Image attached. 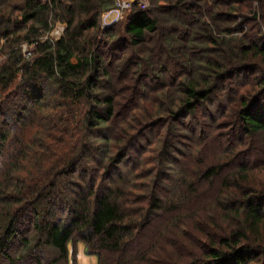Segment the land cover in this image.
Wrapping results in <instances>:
<instances>
[{
	"label": "trees",
	"instance_id": "1",
	"mask_svg": "<svg viewBox=\"0 0 264 264\" xmlns=\"http://www.w3.org/2000/svg\"><path fill=\"white\" fill-rule=\"evenodd\" d=\"M164 3L102 27L114 0H0V264H145L181 227L187 264H264V0Z\"/></svg>",
	"mask_w": 264,
	"mask_h": 264
},
{
	"label": "rangeland",
	"instance_id": "2",
	"mask_svg": "<svg viewBox=\"0 0 264 264\" xmlns=\"http://www.w3.org/2000/svg\"><path fill=\"white\" fill-rule=\"evenodd\" d=\"M130 1L134 2L135 0H130ZM147 2L148 3H147L146 8H148V10H153L156 8H159V10H161V9L168 6L164 3L165 0H147ZM244 3H247V2H244ZM161 12L162 11H159V14H161ZM101 19H102L101 25L107 26L108 23H110L113 20L117 21L119 18H116L115 14L111 13L110 10H107L103 13V15L101 16ZM259 27H260V25H259ZM252 28L254 29V25L252 26ZM63 31H64V26L62 24L56 23L47 32H42V34H39L38 40L41 41V40H46V38H50V39H53L54 41H57L61 37ZM20 46H21L22 57L26 61H29L30 59L35 57L33 54V51H34L33 46H30V45L28 46L25 43L20 45ZM200 46H205V45H200ZM0 47H1V43H0ZM200 50L203 51V54L200 55V58L206 57V54L204 52L205 49H200ZM5 55L6 54H4L3 51L0 50V62H2L5 59ZM254 76H258V73L253 72L252 75L249 74L246 77L241 76L239 78H236L235 82L237 80H238V82H244L246 80L249 81V79L254 77ZM247 77H249V78H247ZM150 84H151V81L148 82V85H150ZM245 84L246 83H244L242 86H240V91H239L238 95L244 94V92H242V91L245 88V87H243ZM125 90H129V88L125 89ZM128 93H129V91H127L125 93L126 98H127ZM10 96H12V95H7L6 97H10ZM155 96H157V95H155ZM127 101H128V99L123 100V103H127ZM123 103H121V104H123ZM4 113L5 114L3 115V117L6 118L7 117V111H5ZM118 113H117V115H118ZM232 120H229V119L228 120H220L218 123L219 127L224 128V129L221 128L220 130L221 131H223V130L227 131V135H229V133H231L232 129L229 130L228 126L231 125ZM30 131L32 132V130H30ZM223 139H225L226 141H222V142H230L231 140H233L232 135L231 136L229 135L228 137L225 136V137H223ZM259 142L260 141H258V143ZM197 156L201 157V154L198 152ZM249 166L252 167L253 165L249 164ZM216 181L218 183L219 179L215 180V182ZM216 186L218 187V184ZM212 194L213 193L210 192V195L208 197H211ZM208 207L210 208V206H208ZM195 221L197 222V219ZM192 225L195 226L197 224H192ZM23 228H25V227H23ZM26 229H28V228H26ZM170 232H172V234H170V233L166 234L169 238L170 244L168 243V245L166 247H164V245L159 247V245H158L157 248L154 249L153 253H150L148 256H146V258L149 260V262H146L145 264H156V263H161V262H165V261L170 262V263H175V264H187L185 262H188V261H187L186 257L183 256V254L184 255L189 254L188 256L190 258H197L200 255V251H201V247L199 244H201V242L206 244V238L204 236H198L197 233H194V234L191 233L190 236H188V238L193 240V242L189 239L187 240V243L181 242V240H183V237L187 238V233H188V231L186 229H184L183 227L177 228V229L175 228L173 231H170ZM21 236L28 239V237L30 236V233L29 232L26 233V231H25ZM194 241H196V242H194ZM197 241H200V242H197ZM145 242H147V241H145ZM19 243H20V240L19 239L16 240L14 246L9 251L10 256L13 258L16 256H19V255H25L26 250H25V248H21ZM148 243H150V242H148ZM187 244H189L190 246ZM141 252H142V249H138V248L133 249L130 253H128L125 256L124 262H129V261L132 262V261L138 259L140 256L138 254ZM42 254H43L42 259L40 260L41 264H53V263H51V259H54L56 256V252L54 250H52L51 248H45L43 250ZM179 256H183L182 262H178V258H180ZM18 264H33L32 258H25V259L21 258L20 261L18 262ZM54 264H97V258H96V255H94V254L88 255L84 249L83 244L76 243L73 246L71 244L68 245V257H67L66 261H64V262L59 261V262L54 263ZM140 264H143V263H140Z\"/></svg>",
	"mask_w": 264,
	"mask_h": 264
},
{
	"label": "built area",
	"instance_id": "3",
	"mask_svg": "<svg viewBox=\"0 0 264 264\" xmlns=\"http://www.w3.org/2000/svg\"><path fill=\"white\" fill-rule=\"evenodd\" d=\"M134 2L137 3L138 8H140V9H145L147 6V3H148L147 0H135ZM134 2L130 1V0H114V5L109 10L111 11V13L115 14L116 18H119V19L117 21L116 20L111 21L110 23L107 24V26H109L111 24H115L119 20H121L123 18L124 14L130 10L131 5ZM101 26L107 27V26H103V25H101Z\"/></svg>",
	"mask_w": 264,
	"mask_h": 264
}]
</instances>
